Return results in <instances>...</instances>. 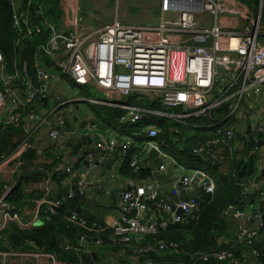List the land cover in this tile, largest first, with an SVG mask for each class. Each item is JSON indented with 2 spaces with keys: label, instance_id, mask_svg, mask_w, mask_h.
Wrapping results in <instances>:
<instances>
[{
  "label": "built area",
  "instance_id": "built-area-1",
  "mask_svg": "<svg viewBox=\"0 0 264 264\" xmlns=\"http://www.w3.org/2000/svg\"><path fill=\"white\" fill-rule=\"evenodd\" d=\"M10 2L13 26L20 33V38L32 37L45 30L50 31V38L36 48L34 75L28 69L27 62L23 63L21 69L16 67L14 73H7V63L0 50V112H7V116L0 118V122L15 125L24 122L26 132V137L13 154L0 163L3 168L0 172L31 146L29 140L33 133L32 124L46 125L53 141L68 132L79 133L78 129L68 127V114L58 111L67 102L62 93L51 91L52 82L58 76L70 78L79 87L90 85L105 91L108 100L92 97L87 101L125 111L121 116L122 123H135L148 115H155L189 124V119L211 117L215 109L227 105L220 123L212 130V138L193 146V154L212 162L223 161L225 157L242 160L248 142L252 146L249 153L256 157V167L259 172L263 171V6L256 19H250L236 0H158L163 18L158 27H150L123 23L118 17L109 23L89 26L81 13V0H59L60 11L55 16L47 13L46 5L41 0ZM244 16L248 17V21L250 19L249 25L240 29L230 27L228 19ZM21 40L17 41L18 45ZM43 56L53 62L51 68L42 65ZM135 94H139L137 101L142 96L158 98L166 110L130 102L129 99ZM45 98L47 101L54 98L56 104L51 113L40 114ZM229 118H234L238 127L221 123ZM83 130L82 134L96 143L98 156L91 151L85 153L82 170L74 165H65L63 170L60 169L61 173L72 176L74 184L64 195L53 199L44 198L38 213H41L42 207L55 213L68 200L84 198L96 165L105 164L118 148L123 156L133 145L134 136L120 135L116 130L115 133L105 134L94 129L91 122L83 125ZM174 130L177 131V128ZM144 132L147 139L144 150L147 152L155 147L160 152L159 156L165 159L152 172H164L170 165L176 166L178 176L171 190L174 199H161L163 186L159 181L143 180V183L132 184L119 191L120 219L89 224L86 217L73 210L67 222L82 228V233L76 245L65 240L62 242L66 250L76 248L82 253H91L92 247L104 243L101 237L91 235V232L111 230L112 242L133 246V255L130 259L116 258L110 264H157L152 259L144 258L145 253L164 251L175 248V245L161 241L157 245L142 246L144 236L154 234L170 224L185 223L199 210L203 196L215 192L216 181L211 174L201 169L187 173L175 157L166 153L157 140L160 130L156 124L148 125ZM243 138H247V141ZM165 144L168 149L169 144ZM142 160L143 155L138 153L129 158L130 167L136 174H140L146 167ZM258 162L262 164L260 167ZM232 169L235 175L236 169ZM50 181L47 178L46 184ZM17 184L16 179H11L0 194V238L11 223H18L23 228L32 226L23 222L20 210L7 202V197ZM238 184L242 188V200L247 208H253L254 193L262 202L261 210L258 211L246 212L234 207H231V212L228 211L236 218H246L249 222V226L239 230L235 244L251 243L264 226V187L257 179L241 180ZM194 185L196 188H193ZM98 187L102 188L100 185ZM40 190L44 194L48 193V188ZM0 255L4 259H49L53 264H59L55 261V255L45 250L0 249ZM210 255L200 254L197 258L191 256L189 262L181 264H202ZM211 256L223 260L225 264H242L231 250L213 252ZM75 264L85 262L81 257Z\"/></svg>",
  "mask_w": 264,
  "mask_h": 264
},
{
  "label": "trees",
  "instance_id": "trees-1",
  "mask_svg": "<svg viewBox=\"0 0 264 264\" xmlns=\"http://www.w3.org/2000/svg\"><path fill=\"white\" fill-rule=\"evenodd\" d=\"M41 1L45 3L49 15L55 16L60 11L59 0ZM236 1L241 4L250 19L258 15L260 6L263 4L264 17V0ZM49 38V30H45L32 37L20 38V33H18L13 26V10L10 0H0V50L7 63V73H14L16 67L21 69L23 63L27 62L31 74H36V48L38 44L46 42ZM19 39L22 40L18 45L17 41H19ZM41 62L42 65L49 68H51L53 64L51 59L47 56H43ZM138 95L139 94H135L129 101L143 107L166 110L158 98L154 99L148 96H142V99L137 101ZM44 103L45 101L43 102V106ZM89 105L94 110V119L92 120L98 124L101 123L100 120L103 122L106 121L101 115V110L107 107L114 108L118 120L117 127H114L113 130L118 131L120 135H132L133 133H131L130 128L133 125L138 128L137 133L132 135L134 136L135 143L130 147L127 153L122 156L123 161L120 173L124 178L147 180L152 177L153 168L151 167H145L140 174H136L130 167L129 158L134 153L145 155L146 150H144V145L147 139L144 129L150 124H156L160 130L159 136L157 137L159 144L164 148L167 154L175 157L178 163L185 167V172L190 173L194 169H201L211 174L216 181L215 192L203 196L199 210H197L191 219H187L185 223L170 224L168 227L160 228L154 234H146L141 241L142 246L157 245L159 242L163 241L167 244H174L175 248H167L160 252H147L144 258L152 259L157 264H181L182 262H189L191 256L197 258L200 254L212 255L213 252L220 250H231L239 259H242V255L245 251L253 255L258 260L259 264H264V226L260 229L258 237L254 238L251 243L235 244L230 231V226L232 225V220L230 219L233 215L228 213V211L231 212V207L241 211H247L248 209L242 198L239 199L242 188L239 186L238 182L248 179L253 180L257 173H259V178L264 176L262 171L259 172L255 165L256 157L249 153L250 148H252L251 144L246 142L247 138H243L247 147L244 151V159L242 160H233L225 157L223 161L212 162L196 156L192 151L193 146L212 138V130L215 128L216 124L220 123V118L226 112L227 105L220 109H215L211 117L191 118L188 121L189 124H181L172 119L155 115H148L135 123L129 121L122 123L121 116L125 111L116 107L92 102H89ZM25 114L26 111H24L23 115ZM90 121L91 120H86L85 124ZM105 123L106 122H104L103 126L99 127L102 132L107 133ZM221 123L233 124L238 127L234 118H229ZM23 124L24 122L20 125L0 123V163L4 158L10 156L26 137ZM67 125L69 128H72L69 119ZM182 126L185 128V131L188 132L192 130L194 133L187 135L188 133L181 132ZM175 128H177V131L174 130ZM180 132L181 135H183L178 141H175L173 139V133L179 134ZM239 133H241V130H239ZM239 136H241V134H239ZM87 138L88 137H86V139ZM86 139L82 140L85 141ZM29 141L31 146H28L9 164L13 167V175L17 178L18 184L7 197V202L12 206H16L18 210L21 211L26 207L33 206L34 203H32V199L37 196L40 197V193L42 192L39 189L31 190L26 187V184H30L31 182L41 183L47 178H51L58 182L63 180L67 175V173L61 174L60 171L53 172V168L56 165H60L63 160V156L53 152L55 144L46 147L43 150V154H40V148L34 144L35 141L33 138ZM165 143L169 144L168 149ZM78 146L79 143H77L76 148H78ZM49 160H52V162L49 163ZM164 160V157H160L156 162L160 164L163 163ZM16 164L19 165L15 166ZM232 168L236 169L235 175ZM8 182L9 181L0 180V194L4 185ZM68 190L67 188L64 189L61 195L66 194ZM254 195L255 193L253 196ZM79 207H81V200L79 197L68 200L55 213H50L42 207L40 214L42 219L41 225L23 228L18 223H11L1 234V238L5 239L13 249L35 248L52 252L61 263L76 262L80 257H83L86 264H100L98 253L96 257H94L92 253H82L76 248L66 250L60 244L61 238L71 240L75 244L78 243V237L82 233V228L69 225L67 218L73 210L84 213V210ZM258 210L261 209L257 208V211ZM85 213L89 219V224L96 222L93 221L95 219L94 215L90 217L87 212ZM98 222L103 223L102 220ZM101 234L102 233L91 232V235L99 236L104 240V246L112 245L113 247L108 248L114 251L129 246L112 242L110 231ZM220 239L222 240L221 242H219ZM132 244L135 245L136 242L133 241ZM211 255L207 260H203L202 264H225L223 260H217ZM199 264H201V262Z\"/></svg>",
  "mask_w": 264,
  "mask_h": 264
},
{
  "label": "crops",
  "instance_id": "crops-1",
  "mask_svg": "<svg viewBox=\"0 0 264 264\" xmlns=\"http://www.w3.org/2000/svg\"><path fill=\"white\" fill-rule=\"evenodd\" d=\"M262 4V3H261ZM263 6V4L260 6V8ZM260 10V9H259ZM257 16H254L256 19ZM264 19V18H263ZM229 20V25L230 27L235 28H242L243 26L241 25V20L242 23L244 21V18L239 19V18H230ZM130 24V23H127ZM250 24V22H249ZM248 24V25H249ZM61 80L62 77L58 76L55 80L52 82V87L51 91L52 93H60L61 89ZM78 98V97H76ZM52 99V98H51ZM45 101L44 106L40 108V114H47L51 113L49 111L50 107V100ZM74 101V100H73ZM80 101V100H79ZM78 103L77 101H74ZM73 102V103H74ZM53 108L55 106V102H52ZM68 104V103H66ZM65 104V105H66ZM62 105L59 107L58 111L64 112L62 110ZM80 107L77 106V109ZM66 113V112H64ZM67 114V113H66ZM85 115V114H84ZM7 116L6 110L4 112H0V118H5ZM94 117L92 115H85L84 119L78 121V117H75V122L74 125H72V128H76L79 130V133L77 134H70L69 132L67 134H64L63 136L60 137L57 141H53L49 135H48V128L46 125L39 126L32 124L33 126V133L32 137L33 140L35 141L34 144L40 148L41 153L43 154V150L46 147L51 146L52 144H55L53 152L57 155L63 156V160L60 165H56L53 168L54 171H60V169H64L65 165H74L78 169H83V164L84 160L82 161L84 154L91 151L94 152L96 156L99 154V150L96 146V143L91 140L89 137L86 139V135L82 134L84 132L83 130V125H85L86 120H91V124L94 129H97V131L102 132L101 128L95 123ZM2 123V122H0ZM115 133V130L107 131V133ZM104 133V132H102ZM106 134V133H105ZM128 134H125L126 136ZM30 138V139H31ZM82 139H86L83 141ZM77 143H79L78 148H76ZM149 150L143 155V160L142 164L146 167H153V169L156 168L158 164L157 159L159 157H153L149 154ZM13 154V153H12ZM146 160V161H145ZM13 161V160H12ZM122 156L120 153V149H116L108 158L107 162L105 164H97L96 167L92 171V175L89 178V186L87 187V192L84 198L80 199L81 200V209L84 210L83 214L86 218L87 215L85 212L88 213V216L91 217V215L95 216V219L93 221H103L104 222H112L115 219H120V210L118 208V195L119 191L122 190L123 188H128L131 187L132 184H138V183H143L146 182V180L143 181V179H136V178H124L121 173H120V168L122 165ZM49 163L52 162V160L48 161ZM19 164H16L15 166H18ZM11 173H14L12 170V166L9 165ZM1 173V172H0ZM62 174V173H61ZM3 175V174H2ZM51 176V175H50ZM178 176V173L176 172V168L174 165H170L169 169L164 172H152V177L147 179L148 180H157L159 181L162 186H163V193L161 195V199H166V200H173L174 196L171 193L172 186L174 181L176 180ZM12 179H16L15 175H13ZM50 183L47 185L46 180L42 181L41 183H35L31 182L30 184H26V187H28L31 190H46L48 188V193H40V197H35L32 199V203H34L33 206H29L24 208L22 211L20 210V216L22 218V221L25 223L32 224V226L35 225H41L42 224V219H41V213H38V209L40 207V202L43 201L44 198L46 199H53L57 196H60L64 189L67 188V190L73 186L74 182L72 179V176L70 174H67L66 177L61 180V181H54L50 178ZM143 181V182H142ZM260 184L264 187V177L262 176L261 178L258 179ZM102 186V188L99 189L98 186ZM193 188H196V185L193 186ZM115 197V204L110 200V198ZM254 199V204L253 208H248L246 212H251V211H257V208L259 209L261 207V201L256 197V195L253 196ZM261 209V208H260ZM87 220H89L87 218ZM232 225L230 226V231H231V236L234 238V241L236 240V237L238 235V232L241 228H245L249 226V222L247 221L246 218H236L235 216H232ZM92 221V222H93ZM110 231V237H112V231ZM107 232V231H105ZM104 233V232H103ZM102 233V234H103ZM101 234V235H102ZM69 241L72 244H75L71 240H67L65 238L60 239V244L62 245L63 241ZM79 240V237H78ZM78 242V241H77ZM78 244V243H76ZM75 244V245H76ZM63 246V245H62ZM64 247V246H63ZM108 247H113L112 245L108 246H96L92 247L91 253L96 257L97 253L99 255V261L100 264H110L113 260L116 258H121L124 257L125 259H130L132 257V250L133 246H126L125 248H120L117 250H112ZM12 248L10 244L3 238H0V249H10ZM65 248V247H64ZM16 250H38L35 248H28V249H16ZM52 253V252H51ZM89 253V254H91ZM245 253V254H244ZM242 255V264H259L258 260L248 252L244 251ZM55 255V254H54ZM56 258V256H55ZM81 258V257H80ZM78 259V261L80 260ZM83 258V257H82ZM107 258L106 261L103 259ZM84 260V258H83ZM59 264H75L76 262H59L58 259L56 258L55 260ZM85 262V261H84ZM0 264H53V261L49 259H44V260H37L36 258L33 257H14V258H6L4 259L0 255ZM86 264V263H85Z\"/></svg>",
  "mask_w": 264,
  "mask_h": 264
},
{
  "label": "rangeland",
  "instance_id": "rangeland-1",
  "mask_svg": "<svg viewBox=\"0 0 264 264\" xmlns=\"http://www.w3.org/2000/svg\"><path fill=\"white\" fill-rule=\"evenodd\" d=\"M81 7L82 16L89 26H98L100 23H109L114 21L118 17V19L123 23L158 27V25L161 24L163 18V15L159 9L158 0H81ZM223 16H225V14H223ZM238 18L242 19V17ZM211 23L212 20L209 21V24ZM248 24V17L244 16V21L242 23L241 20V25L244 28ZM60 93H62L63 98L67 100V102L63 104L64 106L62 107V110L68 114L71 126L74 125L77 120H83L85 115L93 116L94 114V110L89 105L88 101L83 102L79 100H88V98L92 97L104 100L109 99V96L105 91L90 85H86L85 87L76 86L74 85V83H72L70 78L66 77H62ZM73 98H75L74 101H77L78 103L72 101ZM50 101L49 111L53 109L52 102H55V100L54 98H52ZM77 106H79L80 108L77 109ZM101 115L106 119V121L104 122H106L105 126L107 131H111L114 129V127H117L118 117H116V111L114 110V108L107 107L102 109ZM76 116L78 117L77 120H75ZM90 118L92 119L94 117ZM100 121V124H96L98 126H103L104 122L102 120ZM130 129L131 133L133 134H136L138 131V128L135 125H133ZM184 131L185 128L182 126L181 132L188 133L187 135H191L194 133V131L192 130L188 132ZM181 132L179 134L173 133V139L175 141H178L181 138V136L183 135H181ZM261 165L262 164L258 162V166L260 167ZM5 168L7 169L0 173V180L10 181L13 177V173H11L9 165H5ZM2 169L3 168H1L0 165V171ZM254 179H259V173L255 175ZM110 200L114 204L116 203L115 197L110 198ZM106 259L107 258H104L103 260L106 261Z\"/></svg>",
  "mask_w": 264,
  "mask_h": 264
},
{
  "label": "water",
  "instance_id": "water-1",
  "mask_svg": "<svg viewBox=\"0 0 264 264\" xmlns=\"http://www.w3.org/2000/svg\"><path fill=\"white\" fill-rule=\"evenodd\" d=\"M64 6V5H63ZM46 100L45 101H47V98H45ZM80 101H87V100H80ZM149 154L151 155V156H153V157H159V155H160V152H159V150L157 149V148H155V147H151L150 148V151H149ZM146 161V160H145ZM262 174L264 175V169H263V171H262ZM129 188V187H128ZM242 198V195L240 194L239 195V199H241ZM222 240L220 239L219 240V242H221Z\"/></svg>",
  "mask_w": 264,
  "mask_h": 264
},
{
  "label": "bare ground",
  "instance_id": "bare-ground-1",
  "mask_svg": "<svg viewBox=\"0 0 264 264\" xmlns=\"http://www.w3.org/2000/svg\"><path fill=\"white\" fill-rule=\"evenodd\" d=\"M132 143L134 144L135 142L133 141Z\"/></svg>",
  "mask_w": 264,
  "mask_h": 264
}]
</instances>
